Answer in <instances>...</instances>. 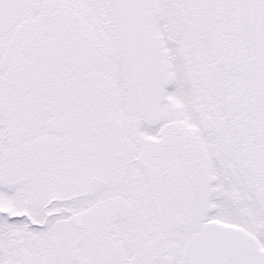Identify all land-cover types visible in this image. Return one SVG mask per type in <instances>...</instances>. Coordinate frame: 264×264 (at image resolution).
Instances as JSON below:
<instances>
[{"label":"snow or ice","instance_id":"6c2138e0","mask_svg":"<svg viewBox=\"0 0 264 264\" xmlns=\"http://www.w3.org/2000/svg\"><path fill=\"white\" fill-rule=\"evenodd\" d=\"M0 264H264V0H0Z\"/></svg>","mask_w":264,"mask_h":264}]
</instances>
